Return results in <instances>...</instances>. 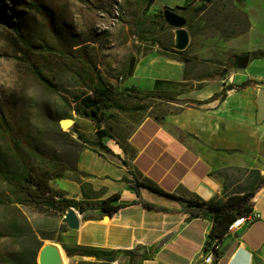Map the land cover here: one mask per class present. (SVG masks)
Wrapping results in <instances>:
<instances>
[{
    "label": "crops",
    "instance_id": "1",
    "mask_svg": "<svg viewBox=\"0 0 264 264\" xmlns=\"http://www.w3.org/2000/svg\"><path fill=\"white\" fill-rule=\"evenodd\" d=\"M201 1L152 0L151 7H178L181 12ZM242 7L248 28L211 46L189 40L182 52L187 62L159 54L157 45L136 58L127 86L142 92L169 90L179 98H194L196 104L186 102L177 111L140 118L126 150L104 139L109 151L98 146L79 150L72 169L52 179L51 186L75 199L102 200L117 193L112 204L124 206L111 216L100 209L80 213L74 208L79 226H67L53 241L62 247L141 245L151 250L148 258L137 256L133 264H204L212 217L190 218L184 199H225L241 191L236 189L237 169H256L264 175V112L257 102L264 89V55L255 54L264 51V0H243ZM243 54L249 55L247 65L238 68L236 57ZM125 178L146 180L175 197L144 185L135 190ZM139 199L169 211L144 207L136 202ZM251 202L256 219L224 234L211 264H264V186ZM66 258L67 264L100 262L86 255ZM126 260L118 253L111 264Z\"/></svg>",
    "mask_w": 264,
    "mask_h": 264
},
{
    "label": "rangeland",
    "instance_id": "2",
    "mask_svg": "<svg viewBox=\"0 0 264 264\" xmlns=\"http://www.w3.org/2000/svg\"><path fill=\"white\" fill-rule=\"evenodd\" d=\"M30 2L41 4L44 14L29 8ZM242 2L211 0L201 10L186 8L177 13L186 18L189 40L211 46L248 28ZM151 4L149 0H0V167L57 157L72 168L81 146L75 131L88 139L96 135L94 123L73 108H84L82 95L98 82L124 106L146 105L138 111L104 110L101 125L111 137L103 139L124 150L140 118L177 111L186 102L196 104L192 97L174 93L170 100L161 99L127 86L130 59L134 57L135 63L151 49V32L158 31L156 37L174 48V28L167 23L156 28L148 21L159 11ZM61 118L71 121L61 127ZM9 131L20 143L18 155L11 149ZM256 175L255 169H237L236 189L252 186ZM6 187L0 176V192ZM19 207L37 238L13 235L0 215V264H39L44 244L57 245L61 251V244L53 240L68 228L63 220L66 211ZM67 260L63 258L61 264Z\"/></svg>",
    "mask_w": 264,
    "mask_h": 264
},
{
    "label": "trees",
    "instance_id": "3",
    "mask_svg": "<svg viewBox=\"0 0 264 264\" xmlns=\"http://www.w3.org/2000/svg\"><path fill=\"white\" fill-rule=\"evenodd\" d=\"M150 4L152 0H149ZM211 0H202L201 3L194 8L196 10H201L205 6V2ZM27 6L40 14H44V7L41 4L30 2ZM189 7V6H188ZM183 7L182 10L188 8ZM167 9V8H164ZM160 9L158 12L153 14L152 21L153 27L158 28L159 26L165 25L166 21L163 16V10ZM174 12H178V7L169 8ZM141 24H144L141 22ZM160 28V27H159ZM158 31L151 32L152 45H157L158 53L179 61L187 62L189 59L186 56H182L183 50H176L172 45H164L156 34ZM138 37L142 38L139 34ZM259 55H264V51H258ZM132 90L143 93L142 91L130 87ZM145 94L152 95L161 99L170 100V96L174 92L169 90H152L146 91ZM177 93L174 94V96ZM82 102L84 108L74 107L73 110L77 115L90 119L96 129V137L94 139H88L77 133L78 138H80L81 146L80 150L84 147L92 148L98 146L100 149L109 151L107 145L103 142L104 137H111L108 134V128L101 125V120L105 117V111L108 108H115L123 111H138L146 108L144 104H136L131 106H124L122 103L118 102L114 96V93L104 84L98 82L92 86L89 93H84L82 95ZM64 134V131H60ZM9 141L11 149L18 155L20 154V143L16 140L15 135L9 131ZM27 145L28 142L22 143ZM72 169L68 166L67 162L61 160L57 157L46 158V161L42 163L25 162L23 160L18 162L13 168L2 166L0 167V176L2 180L6 183L7 187L0 192V215L3 219L2 224L6 229H8L13 235L17 237H33L37 238L35 232L30 227L26 217L20 209V205H33L43 209L62 211L63 213L69 208L73 207L78 212L83 213L86 210L100 209L111 216L118 209L123 207L122 204H112L114 200L119 197V194L114 193L102 200L98 199H75L73 197H68L62 190L54 189L50 181L54 178L61 177L64 173ZM256 181L252 186L235 193H230L225 199L213 197L208 200L201 199L199 197L190 196L184 200L187 203V211L189 212L190 218L195 217H212V226L208 234V239L205 243L204 252L208 251L212 241L217 238L218 241L221 237L226 234L228 225L236 217L243 216L250 213L253 210L251 199L255 193L264 186V175L260 176L258 170H256ZM127 180L130 185L135 189L141 185L147 186L150 189L160 192L162 194L175 197V195L164 193L160 188H158L153 183L146 180H139L133 178L132 180ZM137 203H141L144 207L153 208L159 211H169L165 207L157 206L155 204L149 203L144 200H137ZM91 215H83V218H91ZM65 229L63 228L62 231ZM142 248V249H141ZM141 250V251H140ZM217 249L214 250V254H217ZM149 252L151 250H146L145 247L141 245H136L131 249H106L101 247H84L75 246L61 247V253L64 258L72 255H86L93 256L100 262H90L91 264H111L112 261L116 259L118 253L128 257V264H133L136 261V257L148 258Z\"/></svg>",
    "mask_w": 264,
    "mask_h": 264
},
{
    "label": "water",
    "instance_id": "4",
    "mask_svg": "<svg viewBox=\"0 0 264 264\" xmlns=\"http://www.w3.org/2000/svg\"><path fill=\"white\" fill-rule=\"evenodd\" d=\"M163 16L167 24L174 28V48L176 50H183L188 42L189 35L184 28L186 25V18L171 9L163 10ZM249 55L243 54L236 57L235 64L238 68H244L247 65ZM134 65V57L130 59L129 71L132 70ZM259 111L264 112V89H262L258 96ZM71 118H61L59 124L61 127L67 126ZM108 218V215L105 216ZM64 222L69 228H77L79 226V213L73 207H69L63 217ZM42 247V246H41ZM39 264H60V256L57 248L53 244L44 245L40 251Z\"/></svg>",
    "mask_w": 264,
    "mask_h": 264
},
{
    "label": "built area",
    "instance_id": "5",
    "mask_svg": "<svg viewBox=\"0 0 264 264\" xmlns=\"http://www.w3.org/2000/svg\"><path fill=\"white\" fill-rule=\"evenodd\" d=\"M256 216L254 213L251 211L250 213L243 215V216H238L236 217L230 224L228 225L226 234L229 233H234L237 231L247 220H255ZM218 248V239L215 238L208 251L205 252V255L203 256V263L204 264H211L214 260V250Z\"/></svg>",
    "mask_w": 264,
    "mask_h": 264
},
{
    "label": "bare ground",
    "instance_id": "6",
    "mask_svg": "<svg viewBox=\"0 0 264 264\" xmlns=\"http://www.w3.org/2000/svg\"><path fill=\"white\" fill-rule=\"evenodd\" d=\"M115 19V18H114ZM117 19V18H116ZM104 33V32H103ZM260 111H262V110H260ZM64 217V216H63ZM44 245H47V244H44ZM43 245V246H44ZM56 248H57V250H58V253H59V256H60V264L62 263V253H61V251H60V249H59V247L57 246V245H54Z\"/></svg>",
    "mask_w": 264,
    "mask_h": 264
}]
</instances>
